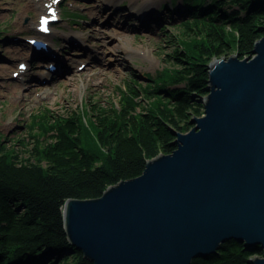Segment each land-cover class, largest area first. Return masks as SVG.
<instances>
[{
	"label": "trees",
	"instance_id": "1",
	"mask_svg": "<svg viewBox=\"0 0 264 264\" xmlns=\"http://www.w3.org/2000/svg\"><path fill=\"white\" fill-rule=\"evenodd\" d=\"M185 3L192 18L180 25L193 35L179 39L169 56L176 68L164 67L149 77L152 84L129 78L118 88L116 105L32 115L26 157L0 142V264H56L55 256L66 261L71 253L77 264H91L66 240L64 201L98 197L107 186L140 175L146 160L172 152L175 132H187L204 112L210 60L231 49L248 57L264 35L263 0ZM261 253L230 240L191 264H248Z\"/></svg>",
	"mask_w": 264,
	"mask_h": 264
},
{
	"label": "water",
	"instance_id": "2",
	"mask_svg": "<svg viewBox=\"0 0 264 264\" xmlns=\"http://www.w3.org/2000/svg\"><path fill=\"white\" fill-rule=\"evenodd\" d=\"M207 69L204 115L175 132L172 152L98 197L64 201L66 238L91 264H191L230 240L264 264V35L250 56Z\"/></svg>",
	"mask_w": 264,
	"mask_h": 264
},
{
	"label": "rangeland",
	"instance_id": "3",
	"mask_svg": "<svg viewBox=\"0 0 264 264\" xmlns=\"http://www.w3.org/2000/svg\"><path fill=\"white\" fill-rule=\"evenodd\" d=\"M38 1L0 0V142L15 150L19 157H26L25 149L32 143L33 138L27 128L32 115L45 111L56 116L66 115L76 109L81 111L89 108L91 104L116 105L118 88L129 78L137 83L152 84L149 77L155 76L164 67L176 68L169 56L176 53V48H180L179 39L184 36L188 39L193 35L191 31L185 35L180 25L192 18L193 11L186 8L188 4L185 0H139L145 3L160 2V12L164 8V17L149 30L133 26L137 24V19L126 14V5L136 0H120L115 10L105 8V0H52L61 14L58 22L50 26L54 34L51 45L54 44V49L57 48L60 55L67 57V63L74 71L54 73L51 81L46 74L47 68L34 66L32 72L25 70L15 76L14 71L21 72L19 64H26L29 59L30 48L26 51L22 43L27 46L29 40L35 38L31 37L30 32H36L39 16L32 5ZM111 17L126 21L130 26L120 29ZM70 34L81 39L83 36L84 40H79L78 45L85 49L81 46L71 47L64 40ZM45 38H49L48 35ZM104 45L111 49L103 50ZM86 49L95 51L100 58L104 56L105 60L101 58L98 63L89 62L81 56ZM231 54H235L233 49L222 56L228 57ZM99 67L100 72L97 71ZM90 75L93 81L85 82ZM32 76L37 77L38 81H32ZM43 79L44 82L40 83ZM29 86L35 88L27 92ZM54 259L56 264H77L76 255L72 253L66 261L60 255Z\"/></svg>",
	"mask_w": 264,
	"mask_h": 264
},
{
	"label": "bare ground",
	"instance_id": "4",
	"mask_svg": "<svg viewBox=\"0 0 264 264\" xmlns=\"http://www.w3.org/2000/svg\"><path fill=\"white\" fill-rule=\"evenodd\" d=\"M107 6L105 8H108V9H114L115 10V7L117 6V4L120 2V0H105L104 1ZM44 3L46 5H48V7H52V5H54V2L51 0V1H47V0H40V2H36L34 5H32V7H34L37 12H38V16H41L43 14H45V11L46 10V6H44ZM137 3V4H136ZM160 2H156V1H153V2H141L139 0H136L135 3L133 2H129L127 5H126V8L128 10V12H126V14H129L130 17H133V18H136L137 19V24H134L133 26L135 27H139L143 30H149L148 28H151V26L158 20H161V18L164 17L165 15V12H164V8L163 10L160 12L161 9L158 10V5H159ZM114 10H113V13H114ZM112 19H115L116 23L119 24L120 29H124V28H128L130 26V24L126 21H121V20H116V18L114 17H111ZM53 23L55 22H58V20H55V21H52ZM52 22L50 21L48 24H52ZM36 30V29H35ZM33 31V30H31ZM118 33H121V32H118ZM31 37H35V38H40L41 40L43 41H48L47 43V47L46 48H43V49H37L30 41V45L26 44L25 43H22L23 44V48L28 51L29 49V59L27 60L28 62V71L29 72H32V69L34 66H41L43 68H47L45 67L48 63L50 62H54L58 65H60L62 68H59V70L57 72H54V71H50V69H47L46 71V74H48V79L52 81L53 79V75L55 73L56 74H60V73H68V71H71L70 73H72L74 70L71 69V67L68 65L67 63V57H64L65 55L64 54H59V51L58 49H54V44L51 45L52 43V38L54 36V34L51 32L48 34V31L47 32H42L41 30L37 29L36 32L33 31V32H30ZM34 34V35H33ZM122 34V33H121ZM49 38H45V36H47ZM125 36V35H124ZM32 39V38H31ZM34 39V38H33ZM82 39L84 40V37L82 36ZM79 36H75L73 34H70L69 37L68 36H65L64 37V40H66V42H68V44L71 45V47H74V46H81V45H78V43L82 40ZM80 40V41H79ZM63 47V46H62ZM82 48H84L83 46H81ZM111 47V46H110ZM106 48L108 49H111L109 48L107 45H104L103 46V50H106ZM113 48V47H112ZM85 49V48H84ZM60 51H63L62 49ZM17 52V51H16ZM19 52V51H18ZM38 53H41L43 56H42V59L38 60V58H41ZM94 54V55H91ZM126 53V51L124 52ZM98 55V53H96L95 51L93 50H89V49H86L83 54L81 56L83 57H86L87 60L92 61V62H96L98 63V61L102 58V60H105V57L101 55V58L96 56ZM69 62V61H68ZM23 64V68H20V70L26 68V64L25 63H22ZM1 67V66H0ZM98 72L101 71V68L99 67ZM14 74L15 76H18L19 74H21L20 72H17V71H14ZM64 74H61V75H64ZM38 75V74H37ZM5 78V77H4ZM32 81H38V78L37 77H34L32 76L31 78ZM93 81V76L90 75L88 77L87 80H85V82H92ZM40 83L44 82V79L42 81H39ZM84 82V83H85ZM30 88H35L34 86H29L28 88V91H30ZM45 93V92H44ZM46 95H48L47 93H45ZM45 97H48V96H45Z\"/></svg>",
	"mask_w": 264,
	"mask_h": 264
}]
</instances>
